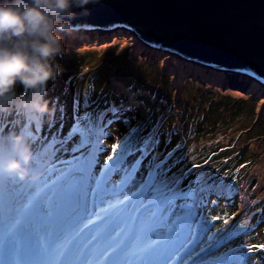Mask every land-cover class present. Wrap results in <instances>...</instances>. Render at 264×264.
<instances>
[{
  "label": "rangeland",
  "instance_id": "374dc122",
  "mask_svg": "<svg viewBox=\"0 0 264 264\" xmlns=\"http://www.w3.org/2000/svg\"><path fill=\"white\" fill-rule=\"evenodd\" d=\"M115 31L118 32L77 31L66 38V52L60 60L64 72L48 88V99L57 109L55 121L43 125L23 121L21 126V118L10 119L3 122L0 134L23 128L32 136L38 125L36 135L48 159L56 139L59 143L71 141V147H85L65 155L62 145L56 154L63 164L60 169L67 170L62 184L68 199L74 201L71 211L78 207L82 217H90L105 212L111 203L110 211L102 213L94 223L105 218L111 222L109 216L116 206L108 190L101 188L103 192L92 194L94 188L89 190L86 185L94 186L92 180L102 176L104 166L117 171L127 169L128 175H118L126 180L120 196L126 199V187L132 183L136 189L141 180L150 184L146 198L153 200L141 208L151 209L135 233L136 240L143 235L149 237L150 226L157 227L153 238L163 243L164 249H192V255L212 245L217 229L226 227L222 220L214 226L210 224V217L216 215L229 218L227 227L234 236L211 252H200L198 258L186 264L261 263V250L249 253L242 245H264V91L254 86L251 89L249 79L231 73L225 80L206 78L201 72L187 70L175 55L148 50L135 34ZM99 33L108 36L104 38ZM81 37L87 38L79 42ZM109 59L115 60L105 62ZM116 143L120 148L109 161ZM137 149L139 152L129 155ZM94 158L97 165L93 166L91 178L88 165ZM228 161L230 165L222 170ZM137 169L140 171L133 176ZM112 176L110 179L116 181L117 176ZM53 180L48 176L39 184ZM196 180L199 183L194 187L223 181L233 190L230 195L215 188L203 193L202 207L198 202L178 199L179 191H187L189 183ZM107 182L103 175L97 184L105 186ZM134 193L132 190L131 195ZM39 194L40 190L34 191L33 198ZM189 204L193 206L189 208ZM233 216L235 219H231ZM71 218L70 224L80 225L75 214ZM8 219L0 218V223ZM94 238L88 242H94ZM241 255L245 257L243 261L238 260ZM166 258L158 264L185 263L187 255L177 249Z\"/></svg>",
  "mask_w": 264,
  "mask_h": 264
},
{
  "label": "water",
  "instance_id": "95a60500",
  "mask_svg": "<svg viewBox=\"0 0 264 264\" xmlns=\"http://www.w3.org/2000/svg\"><path fill=\"white\" fill-rule=\"evenodd\" d=\"M72 23L124 29L145 45L264 87V0H100Z\"/></svg>",
  "mask_w": 264,
  "mask_h": 264
},
{
  "label": "clouds",
  "instance_id": "9594fccd",
  "mask_svg": "<svg viewBox=\"0 0 264 264\" xmlns=\"http://www.w3.org/2000/svg\"><path fill=\"white\" fill-rule=\"evenodd\" d=\"M100 0H0V121L51 124L57 109L48 99L50 83L63 74L65 39L78 15ZM29 134L16 128L0 134V176L38 184Z\"/></svg>",
  "mask_w": 264,
  "mask_h": 264
},
{
  "label": "snow or ice",
  "instance_id": "6c2138e0",
  "mask_svg": "<svg viewBox=\"0 0 264 264\" xmlns=\"http://www.w3.org/2000/svg\"><path fill=\"white\" fill-rule=\"evenodd\" d=\"M120 148V144L116 143L113 144L112 146V156H108V160L111 161L113 159V156L117 153V150ZM193 167L195 168H200V165H194ZM188 173L185 174V178H187ZM0 179H2L8 186L9 191L11 192L12 190H14L16 188L17 185H19L21 182L15 178H10L7 176H0ZM199 180L196 181H192L189 183L188 185V190L184 191L183 189H181L179 191V193L177 194V198L178 199H183L185 201H192L193 204H196L198 202L199 206H204L205 201L203 199L202 194L205 192H208L210 190H212L213 188L218 189L219 192L221 194H231L232 192V185L231 184H225L223 181L219 182L218 184H214V185H201L200 187H194V185L198 184ZM86 195V193H85ZM193 204H189L188 207L191 208L193 206ZM51 200H43L40 201L39 203H37L32 209H31V213L39 218H44V217H48L51 215ZM18 210L14 207V206H10L9 208V220L13 222V226L15 224H18L19 221L15 219V213ZM20 211H28L27 208L20 210ZM231 219H235V217L233 216ZM223 222V224L225 226H227L230 222L229 218H225V217H221V216H216L213 215L210 217V224L212 226H214L216 224L217 221H221ZM85 227H87V223L85 224ZM240 227L243 228L244 224H240ZM221 231V229H217V232ZM158 240H153L151 242H149L148 244H146L142 249H139L138 252H132L131 250L128 249H124L122 250V255L124 257H127L129 255H139L140 257H144L145 255L147 256H153V255H163L164 254V249L158 248L156 247V245L158 244ZM246 246L248 248V252L251 253L254 250H264V245H242V247ZM55 250V249H53ZM66 250V248H65ZM113 251H115V249H113ZM61 255H63V251H61L60 253ZM222 259V258H221ZM245 259L244 255H241L240 257H238L239 261H243Z\"/></svg>",
  "mask_w": 264,
  "mask_h": 264
},
{
  "label": "trees",
  "instance_id": "16d2710c",
  "mask_svg": "<svg viewBox=\"0 0 264 264\" xmlns=\"http://www.w3.org/2000/svg\"><path fill=\"white\" fill-rule=\"evenodd\" d=\"M118 30V32L117 31H115V34H119L120 32H128L129 34H131V32H129V31H127V30H124V29H117ZM120 31V32H119ZM94 32H100V31H94ZM127 33V34H128ZM96 34V33H95ZM103 34V37L104 38H107V36L108 35H106V34H104V33H99V34H97V35H102ZM95 36V35H94ZM86 38L87 37H81L80 39H78L79 40V42H81V41H84V40H86ZM96 38V37H95ZM146 47L148 48V50H150V51H155V52H158L159 51V53L160 52H162V51H160L159 49H157V48H155V47H149V46H147L146 45ZM162 53H165V52H162ZM167 54V53H166ZM79 58H85V57H79ZM177 58L179 59V61L180 62H182L184 65H185V67L187 68V70H190V71H196V72H201V75L202 74H204V77H206V78H211V80H214L216 77H220L221 78V80H225L224 79V77H226V74L225 73H221V72H218V71H213V70H209V69H206V68H202V67H200V66H198V65H196V64H194V63H191V62H186V61H183L181 58H179L178 56H177ZM176 58V59H177ZM115 59H109V60H106L105 62H108V61H114ZM150 66H152V65H150ZM155 66V64L153 65V67ZM159 66V64H156V67H158ZM196 75V73L193 75V76H195ZM165 76V75H164ZM189 78V77H188ZM201 78V77H200ZM200 78H199V80H200ZM191 79H193L192 77H191ZM193 80H195V79H193ZM199 80H196L195 82H197L198 83V81ZM214 81H216V80H214ZM250 82H249V84H251L252 86H251V89H252V87L254 86L255 88H257V89H259V91H262L263 90V87H261L258 83H256V82H253V81H251V80H249ZM158 117H159V115H158ZM158 120V119H157ZM160 120V119H159ZM145 123V122H144ZM264 132V130L262 131V133ZM261 133V134H262ZM139 150L140 149H137V150H135V151H133V152H131L130 153V156L131 155H135V153H137V152H139ZM220 151H222V150H220ZM226 151V150H225ZM213 156H218V155H212L211 157H213ZM210 157V158H211ZM209 158V159H210ZM212 160V159H211ZM209 161V160H208ZM208 161L207 162H204V164H207L208 163ZM224 165V166H223ZM221 167V169L222 170H224L228 165H230V162L228 161V162H226L225 164H223ZM210 195V194H209ZM260 252H262V253H264V250H261ZM259 264H264V261H262L261 263H259Z\"/></svg>",
  "mask_w": 264,
  "mask_h": 264
},
{
  "label": "bare ground",
  "instance_id": "6f19581e",
  "mask_svg": "<svg viewBox=\"0 0 264 264\" xmlns=\"http://www.w3.org/2000/svg\"><path fill=\"white\" fill-rule=\"evenodd\" d=\"M260 86H261V85H260ZM261 87H262V86H261ZM263 88H264V87H263ZM262 91H264V89H263ZM234 193H235V192H234ZM234 193H233V194H234ZM1 240L4 241V239H0V241H1ZM5 245H6V243H5ZM57 257H58V256H57V254H56V255H55V259H57ZM58 259H60V258H58Z\"/></svg>",
  "mask_w": 264,
  "mask_h": 264
}]
</instances>
